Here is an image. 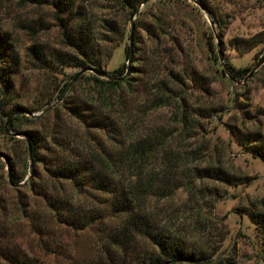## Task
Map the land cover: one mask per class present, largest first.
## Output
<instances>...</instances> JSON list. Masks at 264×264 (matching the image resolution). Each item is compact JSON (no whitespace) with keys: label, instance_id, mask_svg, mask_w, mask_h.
I'll use <instances>...</instances> for the list:
<instances>
[{"label":"trees","instance_id":"obj_1","mask_svg":"<svg viewBox=\"0 0 264 264\" xmlns=\"http://www.w3.org/2000/svg\"><path fill=\"white\" fill-rule=\"evenodd\" d=\"M19 1L51 9L59 33L58 47L34 44L27 49L29 64L52 73L75 69L70 82L83 74L79 79L87 92H71L69 83L60 87L56 102L64 118L53 109L18 105L6 114L3 134L8 140L12 134L22 139L4 163L0 159L1 169H6L0 178L13 194L0 197V258L7 264H37L36 259L7 252L13 249L11 227L26 221L42 245V236L56 237L54 226L100 229L94 258L62 264H229L228 259L218 260L220 249L212 252L209 240L200 235L202 221L191 213L177 218V212L167 209L178 190L198 203L197 213L200 197L204 202L206 193H212L208 182L235 187L250 183L249 177L227 167L229 145L208 136L205 122L215 121L220 108L193 101L194 91L205 90L197 69L190 61L175 60L183 49L173 34L182 23L177 17L164 18L166 2L174 0H165L158 14L149 13V25L139 16L141 6L151 0H105L118 11L119 20L99 19L92 3L80 0ZM197 3L213 21L215 15L205 1ZM133 16L139 20L131 30L132 45L129 33L125 63L107 78L92 73L107 66L124 41L122 20ZM137 29L154 41L162 38L164 47L143 49ZM249 42L252 47L263 44L264 31ZM225 62L221 72L229 82L245 79L248 70ZM21 64L10 35L0 26L3 87L12 85ZM40 111V120L52 113V122L36 130L22 129L25 122H35L24 114ZM257 128L228 126L229 143L264 163V136L259 124ZM239 213L256 230V252L264 264V196Z\"/></svg>","mask_w":264,"mask_h":264},{"label":"rangeland","instance_id":"obj_2","mask_svg":"<svg viewBox=\"0 0 264 264\" xmlns=\"http://www.w3.org/2000/svg\"><path fill=\"white\" fill-rule=\"evenodd\" d=\"M164 1L151 0L148 6L142 5L140 19L148 25L152 24L153 18L149 13L158 14L157 9L162 8ZM203 1L213 11L215 15L213 21L212 16L198 5V0L166 2L164 18L168 21L174 17L180 19L182 26H178L173 36L179 40L183 54L178 56L177 52H174L175 60L190 61L197 69L205 88L202 92L194 91L193 101L220 108L214 117L215 121L205 122L210 131L208 136L212 137V141L219 139L229 145L227 167L249 177L250 183L244 187H235L208 182L206 185L212 193H206L204 202L200 197V208L197 213L198 203H191L185 191L178 190L174 199L167 204V209L173 214L177 212L174 214L177 218H181L183 214H192L191 217L202 221L204 227L200 235L209 240L212 252L220 249L218 260L228 259L229 264H260L256 252L258 248L256 230L239 210L264 196V163L242 154L236 145L229 143L228 126H241L253 131L258 129L259 124L264 136V43L252 47L249 42L264 31V0ZM80 2L92 3L93 13L99 19L119 20L118 11L105 0ZM128 18L122 20L126 22L124 41L114 51L107 66L104 65L102 68L105 73H111L126 61L124 49L129 43V33L139 20L134 16L129 18L130 21ZM53 24L52 11L47 6L19 0H0V26L10 35L22 63L14 80L11 81V86L5 88L0 83V159L3 163L5 157L11 155L13 148L17 146L16 141L22 139L21 136L12 134L11 140H8L3 134V121L13 107L18 105L27 110L44 107V111L53 109L58 111V116L64 118L56 102L60 87L69 83L71 92L81 95L87 92V86L79 79L83 74L70 82L69 77L77 71L75 69L52 73L34 70L29 64L31 60L27 49L32 45L58 47L59 33ZM137 33L143 49H154L156 44H159L160 48L164 47L162 38L154 41V37L148 36L143 30L137 29ZM225 61H229L236 69L248 70L245 79L236 83L229 82L225 73L221 72L226 66ZM44 111L23 113L35 122H25L22 129L36 130L41 128V124L51 123L54 118L52 113L40 120ZM250 119L255 121H249ZM72 128L75 130L76 126L73 124ZM4 171L0 163V175L5 174L6 169ZM200 189V185L197 184L196 190ZM7 196L13 197V194L0 178V197ZM11 228L15 230L11 240L13 249L7 252L36 259L37 264H62L68 260L92 259L96 254V244L102 238V232L97 228L74 231L54 226L56 237L52 238L50 234L42 236V245L40 237L31 231L28 222L20 221L16 227ZM0 264L7 263L0 258Z\"/></svg>","mask_w":264,"mask_h":264},{"label":"water","instance_id":"obj_3","mask_svg":"<svg viewBox=\"0 0 264 264\" xmlns=\"http://www.w3.org/2000/svg\"><path fill=\"white\" fill-rule=\"evenodd\" d=\"M201 7V6H200ZM201 9H203L202 7H201ZM132 43H133V35H132V31H131V35H130V45H132ZM92 73H94L95 75H97V76H99V77H108L109 75L107 74V73H105V72H100V71H91ZM29 152H30V147H29Z\"/></svg>","mask_w":264,"mask_h":264}]
</instances>
